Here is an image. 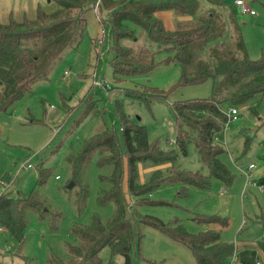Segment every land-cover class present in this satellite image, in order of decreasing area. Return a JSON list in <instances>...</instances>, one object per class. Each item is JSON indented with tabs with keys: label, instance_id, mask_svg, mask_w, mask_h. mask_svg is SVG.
<instances>
[{
	"label": "rangeland",
	"instance_id": "374dc122",
	"mask_svg": "<svg viewBox=\"0 0 264 264\" xmlns=\"http://www.w3.org/2000/svg\"><path fill=\"white\" fill-rule=\"evenodd\" d=\"M222 1L230 4L242 24L251 58L262 57L264 0H243L255 10L254 15L242 12L235 4L237 0ZM48 2L0 0V20L7 21L11 11L19 16L26 11L34 16L37 5ZM50 5L52 7L54 2ZM106 12H102L104 16ZM157 14L162 15L167 28L176 26L177 17L173 11ZM86 17L88 22L80 32L79 42L65 50L48 77L37 81L31 92L7 110L0 111V194L10 190L13 195H29L35 189L48 208L62 213L55 231L51 229L50 217L40 220L31 216L19 255L4 254L19 244L9 232L0 230V264H26L23 256L29 259L27 264H48L52 253L65 258L68 245L76 242L72 224L90 225L95 219L107 223L114 217L115 204L98 201L103 184L101 175L109 174L111 166H100L99 153L94 152L84 162L76 182L73 179L75 159L69 152L76 154L87 139L106 126L115 131L123 145L122 115L134 124L144 125L150 142L157 143L163 150L173 151L179 170L210 174L193 141L187 144L186 152L178 147L171 105L210 97L212 79L178 85L180 65L166 62L168 52L157 51L156 65L150 72L115 81L108 37L103 43L99 42L102 29L109 32V24L100 22L94 9L88 10ZM139 36V40L128 42L136 53L148 45L146 32L141 28ZM150 58L145 56L143 60ZM95 73L104 80V86L94 85ZM143 87L164 90L166 99L143 100L134 94ZM236 107L238 119L229 123L216 140L225 149L220 158L231 171L232 182L227 184L211 177V186L201 188L177 178L165 180L154 185L150 194L142 196L153 203L144 202L140 197L133 211L137 217H157L169 224L178 219L191 233L215 228L223 241L235 244L236 253L254 249L264 261V190H260L264 185V93ZM28 161L33 163L31 168L23 166ZM252 162L257 166L248 176ZM170 165L148 160L139 162V182H149L157 169L162 170L164 177L169 175ZM41 172L42 181L37 185ZM71 181L74 185L70 188ZM126 182L125 179V185ZM83 189L89 190L84 199ZM127 189L124 186L126 196L133 203ZM214 215L226 219L228 225L197 220ZM138 226L140 234L133 250V264H197L187 245L144 222H139ZM99 256L101 264L112 261L122 264L124 261V257L114 254L110 246L104 247Z\"/></svg>",
	"mask_w": 264,
	"mask_h": 264
},
{
	"label": "trees",
	"instance_id": "16d2710c",
	"mask_svg": "<svg viewBox=\"0 0 264 264\" xmlns=\"http://www.w3.org/2000/svg\"><path fill=\"white\" fill-rule=\"evenodd\" d=\"M96 1L49 0L47 4L37 5L34 16L26 11L19 16L11 11L7 21L0 20V111L7 110L31 92L37 81L48 77L65 50L79 42L80 32L88 22L86 12L94 9ZM51 2H54L52 7ZM104 10L107 12L103 23L109 24L110 64L115 81L150 72L156 65L157 51L168 52L166 62L180 65L178 85L212 79L210 97L171 105L178 147L186 152L187 144L193 141L210 174L179 170L173 151L150 142L144 125L134 124L122 115L123 145L115 131L106 126L87 139L76 154L69 152L75 159L73 179L76 182L84 162L94 152L99 153L100 166H111L109 174L101 175L103 184L98 201L114 203L116 213L107 223L95 219L90 225L72 224L76 242L68 245L65 258L52 253L48 264H101L99 253L106 246L124 257L122 264H133L139 222L187 245L197 264H225L234 254L235 244L223 241L217 229L191 233L178 219L169 224L157 217H137L133 205L140 200L153 203L142 196L150 194L154 185L165 180L177 178L201 188L211 186V177L227 184L232 182L233 175L220 158L225 149L217 144L216 137L226 128L229 107L247 104L264 93V54L258 59L251 58L242 24L230 4L222 0H101L100 11ZM163 10L175 13L173 29L167 28L156 15ZM140 28L146 32L148 45L136 53L128 42L139 40ZM145 56L151 57L150 60H143ZM141 90L134 94L148 102L167 96L164 90L148 87ZM147 160L155 164L171 163L170 174L164 177L162 170L157 169L149 182H139V162ZM42 176L43 172L37 185ZM124 186L133 203L126 196ZM83 190L84 199L89 190ZM45 207L47 203L38 197L35 189L29 195H13L10 190L0 194V230L9 232L19 244L4 254H21L27 225L33 215L40 220L50 217L51 229L57 230L62 213ZM199 219L228 225L226 219L217 215ZM238 256L241 264H257L259 259L254 249L241 250ZM23 257L27 264L29 259Z\"/></svg>",
	"mask_w": 264,
	"mask_h": 264
},
{
	"label": "built area",
	"instance_id": "2783aa9c",
	"mask_svg": "<svg viewBox=\"0 0 264 264\" xmlns=\"http://www.w3.org/2000/svg\"><path fill=\"white\" fill-rule=\"evenodd\" d=\"M100 3L101 0H97L95 5H94V11L96 12V17L100 22H103L104 19V15L103 13L100 11ZM235 4L237 6H239L242 10V12L244 13H249L251 15H254L256 12L254 9H252L249 5H247L243 0H237L235 2ZM109 36V32L106 31L105 28L102 29V32L99 36V42L103 43L105 41V39ZM68 71H65V73H67ZM94 85H98V86H104V80H102L96 73L94 74ZM238 108L236 106H231L228 108L227 110V114H228V122L227 125L231 122H234L238 119ZM226 125V127H227ZM218 139V137H216V140ZM26 168H31L33 166L32 161H28L26 164L23 165ZM257 165L255 163H251L249 165L248 168V176H251V170L253 168H255ZM59 177V176H58ZM260 190L263 191L264 190V185L260 186ZM225 264H241L240 260H239V256H238V252H234V254L232 255L231 258H229ZM257 264H264L263 260H258Z\"/></svg>",
	"mask_w": 264,
	"mask_h": 264
},
{
	"label": "crops",
	"instance_id": "0c3cea01",
	"mask_svg": "<svg viewBox=\"0 0 264 264\" xmlns=\"http://www.w3.org/2000/svg\"><path fill=\"white\" fill-rule=\"evenodd\" d=\"M171 11H172V10H163V11H158V12H171ZM158 12H157V13H158ZM157 13H156V15H157L159 18L162 19V15H161V14L158 15ZM162 20H163V19H162Z\"/></svg>",
	"mask_w": 264,
	"mask_h": 264
},
{
	"label": "water",
	"instance_id": "95a60500",
	"mask_svg": "<svg viewBox=\"0 0 264 264\" xmlns=\"http://www.w3.org/2000/svg\"><path fill=\"white\" fill-rule=\"evenodd\" d=\"M73 185H74V182L73 181H71L70 183H69V185H68V187H73Z\"/></svg>",
	"mask_w": 264,
	"mask_h": 264
}]
</instances>
